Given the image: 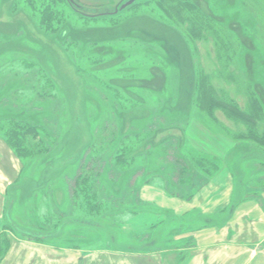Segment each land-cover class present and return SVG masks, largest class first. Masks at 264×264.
Listing matches in <instances>:
<instances>
[{
	"label": "rangeland",
	"instance_id": "rangeland-1",
	"mask_svg": "<svg viewBox=\"0 0 264 264\" xmlns=\"http://www.w3.org/2000/svg\"><path fill=\"white\" fill-rule=\"evenodd\" d=\"M31 1L37 4L0 0V142L8 125L27 124L41 131L45 148L35 156L17 157L19 182L7 222L17 225L18 237L32 234L47 247L159 249L166 253L165 264H176L196 246L192 234L224 224L228 211L194 209L175 216L157 209L150 198L143 201L138 195L143 185L185 201L202 191L203 200L213 187L232 194L228 207L264 190L260 151L231 139L245 127L217 110L220 126L212 127L211 134L195 104L202 71L217 96L242 111L250 86L264 114V48L257 40L256 20L244 0H182L237 42L236 68L228 70L237 84H228L217 74L212 41H187L150 0H59L56 9L63 16L52 30L40 21L47 0ZM186 124H195L192 139L231 142L224 156L193 149ZM31 138L29 146L36 147L37 138ZM223 169L230 180L212 183ZM88 184L100 206L95 217L86 211ZM154 215L167 224L137 228ZM5 231L0 233V258L10 242ZM239 240L251 244L249 237Z\"/></svg>",
	"mask_w": 264,
	"mask_h": 264
},
{
	"label": "crops",
	"instance_id": "crops-1",
	"mask_svg": "<svg viewBox=\"0 0 264 264\" xmlns=\"http://www.w3.org/2000/svg\"><path fill=\"white\" fill-rule=\"evenodd\" d=\"M194 126L195 124H191L190 127L186 124L184 132L185 137L189 138L192 148L204 154H213L215 155L214 158L221 159V155L224 156L226 153V145L230 146L231 142L224 143L223 139L215 141L217 137L212 138L209 143H204L199 138L192 139ZM18 161L19 159L1 140L0 233L2 230H6L5 233L10 237L8 238L10 242L7 251L0 259V264H165L166 253L159 249L149 253L134 249L84 252L79 249L47 247L41 241L31 240L22 234L18 237L14 232V227L18 228L17 225L6 220L8 214L13 210V205H15V188L19 182L17 172L20 170ZM229 175L223 169L211 181L212 183L217 180L228 181L230 180ZM202 192L198 198L185 201L170 194H167V197L164 190L154 186L143 185L142 189L138 190V195L143 201L150 198L157 209L168 210L175 216L191 212L194 209H200L204 213H216L227 209L228 217L224 224L220 226L210 225L206 229L192 234L193 243H196V246H190L186 252L187 255L182 256L183 259L179 258V262L176 264H264V190L259 192V195L255 194L253 197L235 203L230 207L226 205L229 195H232L229 194L230 192H219V190L212 187L205 195V198L207 197L206 203H204L205 198L200 199ZM216 192H219V194H215ZM225 194H227L226 198H224ZM257 197L260 199H257ZM217 202H220V204L214 205ZM157 218L155 215L146 217L145 220H141L137 228H154L156 230L167 224L165 218ZM207 223L210 222L207 221ZM57 224L54 226V230H57L60 226V224L59 226ZM60 232L59 234L62 235ZM229 235L231 243L226 241ZM243 237H249L251 244L242 243L239 239ZM237 238H239L238 241Z\"/></svg>",
	"mask_w": 264,
	"mask_h": 264
},
{
	"label": "trees",
	"instance_id": "trees-1",
	"mask_svg": "<svg viewBox=\"0 0 264 264\" xmlns=\"http://www.w3.org/2000/svg\"><path fill=\"white\" fill-rule=\"evenodd\" d=\"M46 2L48 3H46L47 8L45 7V9L43 8L41 10L40 21L46 28L52 30L62 19L63 12L56 9L59 0H47ZM151 2L161 11L170 24L182 30L187 41L196 44L197 42L211 40L214 47V55L218 67L217 74L219 78L225 83L237 84V81L233 78L235 74H233V72H228V70H231L233 67L236 68V55L239 50L237 42L230 33L219 24L215 23L212 18L200 12L194 4L188 1L150 0L149 3ZM26 3H28L29 6L37 4L33 3L31 0H26ZM242 4L256 20L258 24L257 40L264 48V2L262 0H244ZM51 8H55L52 13L50 12ZM227 72L228 74H225ZM197 77V96L195 104L198 110L202 112L204 118L201 120L203 127L209 133L214 134L215 131L211 128L220 126L214 113L217 110L222 111L227 118H230L234 122H238L245 127V132H239L233 137L231 136V139L246 141L249 144L254 145L260 151L264 161V114L254 93L251 92L252 90L250 86L246 84L249 86L248 90H246L248 102L246 110L242 111L232 101L223 100L217 96L213 90L208 75H205L200 71ZM30 138L31 140H36L37 138L36 147L29 146L28 141ZM4 141L16 157L20 156L26 158L35 156L37 153H42L45 149L44 142L41 138V131L37 127L27 124L13 123L8 125L5 131ZM34 148H36V151ZM86 179L87 178H84L83 180ZM77 181L80 182L81 180L79 179ZM85 189L89 194V196L86 194L85 197L91 199L87 200L86 211L88 214L95 217L98 215V208H100L98 203L95 202V188L88 184ZM85 189L83 188V190ZM59 224L60 223L57 225L59 226ZM31 235L32 234H24V237L31 239ZM31 240L41 241V238L35 237ZM8 247L9 244L6 247L4 254Z\"/></svg>",
	"mask_w": 264,
	"mask_h": 264
},
{
	"label": "water",
	"instance_id": "water-1",
	"mask_svg": "<svg viewBox=\"0 0 264 264\" xmlns=\"http://www.w3.org/2000/svg\"><path fill=\"white\" fill-rule=\"evenodd\" d=\"M70 3H72L71 2V0H68ZM132 2H128V3H126V4H124V5H122L121 7H120V9H124L125 7H127L129 4H131Z\"/></svg>",
	"mask_w": 264,
	"mask_h": 264
}]
</instances>
